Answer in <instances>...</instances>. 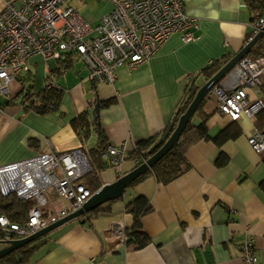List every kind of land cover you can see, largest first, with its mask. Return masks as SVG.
Here are the masks:
<instances>
[{
    "label": "crops",
    "instance_id": "0c3cea01",
    "mask_svg": "<svg viewBox=\"0 0 264 264\" xmlns=\"http://www.w3.org/2000/svg\"><path fill=\"white\" fill-rule=\"evenodd\" d=\"M5 2L0 0V12ZM98 6L99 18L112 10L105 2ZM184 6L186 14L198 20L197 40L183 44L179 35L171 36L134 70L117 68L113 85L90 81L83 63L70 55L56 61L30 58L27 71L0 96V166L84 150L71 121L99 102L105 144H124L127 152L117 170L105 165L98 172L100 186L133 171L129 154L134 143L158 141L180 106L189 84L185 78L213 61L233 57L252 36L251 15L242 0H184ZM81 14L91 26L97 25L99 18L87 12L86 5ZM257 54L264 56V45ZM49 82L61 92L59 110L39 115L26 95H37ZM206 82L201 75L192 84ZM226 83L227 77L220 85ZM246 93L249 102H264V88L259 97L255 89ZM206 115L207 137L200 132L188 137L185 160L190 168L185 174L168 185L149 177L127 188L119 201L106 204L107 215L89 213L88 223H82L84 216L64 224L40 239L28 264H242L239 245L247 236L254 239L257 259L264 263V154L254 153L247 143L253 131H264V115L233 123L216 111L211 97L193 118L201 124ZM89 120L88 141L94 147L97 135ZM137 197L151 208L139 219L138 230L148 238L142 249L125 243L134 227L125 207ZM112 224H121L123 235L113 232Z\"/></svg>",
    "mask_w": 264,
    "mask_h": 264
},
{
    "label": "built area",
    "instance_id": "2783aa9c",
    "mask_svg": "<svg viewBox=\"0 0 264 264\" xmlns=\"http://www.w3.org/2000/svg\"><path fill=\"white\" fill-rule=\"evenodd\" d=\"M97 1L110 4L112 10L91 26L81 14L83 0H18V5L7 0L0 12V96L9 93V85L27 71L28 60L34 56L45 61L73 56L86 67L90 81L113 85L117 68L134 70L171 36L179 35L183 44L197 40L198 20L186 14L184 0ZM263 27L264 17L251 22L248 42ZM193 78L188 75L185 80L188 83ZM46 87L54 86L49 82ZM248 88L255 89L258 97L264 88V56L241 60L227 76V83L214 87L209 96L216 111L235 123L264 110L262 100L248 101ZM247 143L254 153L264 154V131H253ZM126 157L124 144L107 145L102 154L106 166L114 170ZM90 173L80 148L0 166V198L13 195L31 203L23 223L0 215V244L6 247L27 239L78 212L95 193L86 183ZM111 230L120 235L124 232L121 224H112ZM239 250L242 264H264L257 259L251 236L242 241Z\"/></svg>",
    "mask_w": 264,
    "mask_h": 264
},
{
    "label": "trees",
    "instance_id": "16d2710c",
    "mask_svg": "<svg viewBox=\"0 0 264 264\" xmlns=\"http://www.w3.org/2000/svg\"><path fill=\"white\" fill-rule=\"evenodd\" d=\"M247 11L251 15V22L257 18L264 17V0H242ZM264 45V36L259 40L256 46L251 51L248 57L257 58L263 57V55H258L257 52L259 48ZM232 58V57H231ZM230 57H223L218 61H213L209 63L205 68H203L199 73L194 75L188 85L185 87L184 95L181 100L180 106L177 109V113L173 118V122H177L179 116H181L190 103L192 102L196 92L199 90L201 85L194 86L192 83L196 81L201 75L205 77L208 81L212 76H214L220 68L225 65L230 59ZM27 99H30L32 109L39 115H45L52 112H57L59 110L61 102V92L55 87L47 89L45 86L43 90L37 95H26ZM210 100L208 96L196 111L199 114L203 107ZM100 104V103H99ZM108 103H105L107 106ZM259 116L264 115V110L261 111ZM209 115L204 117L203 122L198 126L194 127L191 123L188 124L186 130L177 141V143L172 147V149L160 160L158 161L149 171L144 173L142 176L137 178L128 188H132L145 179L153 177L159 184L168 185L178 179L180 176L185 174L189 170V165L185 160V154L189 148L188 137L192 135L193 132H200L203 137H207L205 130V122ZM91 111L88 113L81 114L76 118L72 119L71 127L76 133L79 141L84 144L89 138L91 133L90 120ZM170 124V125H171ZM153 140L136 141L133 146V150L130 152L129 156L138 162V166L143 164L149 159L148 151L156 144ZM107 145L105 144V139L102 133L99 134V141L95 143V146L89 150H82L86 156L88 163L91 168V173L86 178V183L92 192H96L101 188L98 181V172L103 170L106 163L102 159L103 151ZM31 203L18 201L13 195L6 198H0V215L6 216L11 222L23 223L26 219L27 211L30 208ZM151 210L149 204L142 197H137L132 202L127 204L125 211L133 216L134 227L129 234L126 235L125 243L127 245H135L138 249L144 248L148 243V238L145 234L139 232V219L147 214ZM108 205L101 206L100 208L94 210L92 214L95 217L104 216L108 214ZM82 223L90 222L89 219L84 217ZM41 240H38L32 244L26 245L17 251L9 254L8 256L0 260V264H28L30 256L39 248ZM4 246H2V249Z\"/></svg>",
    "mask_w": 264,
    "mask_h": 264
},
{
    "label": "water",
    "instance_id": "95a60500",
    "mask_svg": "<svg viewBox=\"0 0 264 264\" xmlns=\"http://www.w3.org/2000/svg\"><path fill=\"white\" fill-rule=\"evenodd\" d=\"M263 36L264 27L251 41H249L241 49L240 52L234 55L225 65L220 68V70L214 76H212L203 86L199 88L186 111L178 117L177 122H173L167 127V129L158 139L157 143L148 151L150 157L146 162L136 167L130 173L124 175L123 177H120L114 183L101 187L92 195V197L83 205V207L78 212L68 216L67 218L59 221L56 224L50 225L46 229L32 235L27 239L12 242L10 245L1 249L0 260L17 251L18 249L46 237L53 231L57 230L58 228L72 220L84 217L85 215L92 213L94 210L100 208L101 206L119 201L123 197L126 189L137 178L149 171L172 149V147L177 143V141L186 130V127L189 123H191V125L194 127L199 126V121L193 118L199 106L210 95L212 89L217 85H220V83L233 71L237 64L250 55L253 48ZM99 110L100 104L99 102H95L93 110L91 111V123L95 127L97 141H99L100 134L98 122Z\"/></svg>",
    "mask_w": 264,
    "mask_h": 264
},
{
    "label": "rangeland",
    "instance_id": "374dc122",
    "mask_svg": "<svg viewBox=\"0 0 264 264\" xmlns=\"http://www.w3.org/2000/svg\"><path fill=\"white\" fill-rule=\"evenodd\" d=\"M85 1H86L85 5H86L87 12L89 11L90 14L92 16H94L95 19H98L99 18L98 16L100 14V6H98V5L101 4V2H98L96 0H85ZM207 104H208V102H207ZM209 106H210V104H209ZM84 145H85L86 151L92 148V144L89 143L88 139L86 140ZM2 246L3 245L0 244V247H2Z\"/></svg>",
    "mask_w": 264,
    "mask_h": 264
}]
</instances>
